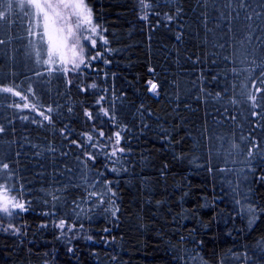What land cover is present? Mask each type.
Here are the masks:
<instances>
[{"label":"trees","instance_id":"16d2710c","mask_svg":"<svg viewBox=\"0 0 264 264\" xmlns=\"http://www.w3.org/2000/svg\"><path fill=\"white\" fill-rule=\"evenodd\" d=\"M86 1L69 72L0 3V264H264V0Z\"/></svg>","mask_w":264,"mask_h":264},{"label":"rangeland","instance_id":"374dc122","mask_svg":"<svg viewBox=\"0 0 264 264\" xmlns=\"http://www.w3.org/2000/svg\"><path fill=\"white\" fill-rule=\"evenodd\" d=\"M38 2L43 6L45 3L59 4L61 0H38ZM85 3L88 5L86 0ZM25 4L30 13L36 54L48 69H50L51 71L57 69H67L68 72L73 71L74 65L72 62V45L75 43L77 36L80 37V46H84V58L86 61V65H88V52L92 53V57L95 56L96 54L94 49H96V47H91L90 42L85 41L83 37L91 35V33L86 31L85 29L90 28L92 25H97L94 19L93 12L92 24H84L83 21H80L77 15L75 14V10L72 8L58 7L56 11L59 12V17L54 16L51 12H49V16L53 21L51 26L53 31L51 32V35L59 40L64 41V46L60 49V51L63 52V58H61L60 55L56 52H53V54L49 56V50L52 45L49 44V32L44 28V20L42 14H38V10L34 6L27 5V0H25ZM77 24H79L80 27H77ZM68 29H72L71 35L69 34ZM99 34H102L104 36L100 27H98V35L95 37L97 39V44L99 42L103 43L99 39ZM77 53H79V47H77ZM84 66L85 65H81V67L79 69H76L75 71L82 69ZM5 198H9L10 201L14 199L20 203H23L21 200H19L12 194L9 184L5 182H0V201H3ZM10 211H12V213H15L16 211H20V209L10 208ZM1 213L8 215L7 213ZM10 229L16 228L13 224H10Z\"/></svg>","mask_w":264,"mask_h":264},{"label":"snow or ice","instance_id":"6c2138e0","mask_svg":"<svg viewBox=\"0 0 264 264\" xmlns=\"http://www.w3.org/2000/svg\"><path fill=\"white\" fill-rule=\"evenodd\" d=\"M0 3H2L5 7L7 12H11L14 7L20 8L21 10L26 9L25 0H0ZM27 5L34 6L38 10V14H42L43 20H44V28L49 32V44L52 45V47L49 50V56L53 54V52H56L60 55L61 58H63V52L60 51V49L64 46V41L59 40L51 35L52 29V19L49 16V12H51L54 16L59 17V12L56 11V9L59 8H72L75 10V14L77 15L78 19L80 21H83L84 24H92V10L88 7V5L85 3V0H61L59 4H53V3H45L43 6L38 2V0H27ZM2 15H0V18H4L6 16L5 11H0ZM146 18V17H144ZM77 27H80L79 24H77ZM98 25H92L90 28L85 29L86 31L90 32L91 35L84 36L83 39L85 41L90 42L91 47H96L97 39L95 38L98 35ZM69 34H72V29H68ZM99 39L103 42V44L107 45L108 41L104 38L102 34H99ZM77 47H79V53H77ZM72 53H73V71L76 69H79L81 65H86L85 61V52H84V46H80V37H76L75 43L72 45ZM101 56L100 52H97L96 56L91 57V59H98ZM60 69H57L59 71ZM64 71H67V69H64ZM151 83V82H150ZM92 87H95V85H92ZM152 90L155 91L156 85L152 84ZM262 87H264V84H262ZM261 89L258 88L257 92H259ZM4 92H11V88H5L3 89ZM19 95V93H17ZM250 100L252 101V107H261L264 108V97H260L261 104L258 105L256 103L257 96L251 95ZM50 111V110H49ZM254 115L257 113H253ZM90 115V114H89ZM105 115H108L107 112H105ZM45 119H48L47 116H45ZM2 131V129H0ZM102 136L103 133H100ZM115 142L117 145L120 144V133L117 132L115 134ZM91 139V137H89ZM118 151L122 152L123 149H117ZM113 150L111 155L115 156L116 151ZM249 155H251V152H249ZM9 165L7 163L3 164L4 169H8ZM115 171V169H113ZM7 191V190H6ZM10 208L13 209H20V210H26L25 205L23 203H20L14 199L11 201L9 198H5L3 201H0V212L7 213L8 215H12V211H10ZM64 222L61 221L59 224L60 228H64Z\"/></svg>","mask_w":264,"mask_h":264}]
</instances>
